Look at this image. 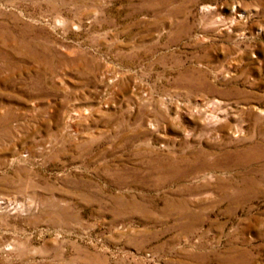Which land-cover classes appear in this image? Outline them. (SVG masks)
<instances>
[{
	"label": "rangeland",
	"instance_id": "obj_1",
	"mask_svg": "<svg viewBox=\"0 0 264 264\" xmlns=\"http://www.w3.org/2000/svg\"><path fill=\"white\" fill-rule=\"evenodd\" d=\"M0 264H264V0H0Z\"/></svg>",
	"mask_w": 264,
	"mask_h": 264
}]
</instances>
